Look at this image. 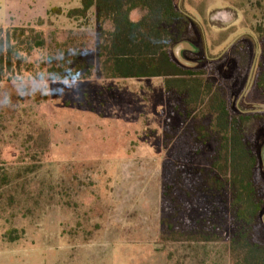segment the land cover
<instances>
[{"label": "rangeland", "instance_id": "rangeland-1", "mask_svg": "<svg viewBox=\"0 0 264 264\" xmlns=\"http://www.w3.org/2000/svg\"><path fill=\"white\" fill-rule=\"evenodd\" d=\"M176 1L198 24L195 37L173 45L172 55L229 83L232 111L257 114L248 133L264 181V89L256 81L264 73V0ZM80 2L0 0V27H33L47 45L51 36L62 41L79 31L95 62L93 10L85 19L67 17ZM138 17L134 11L132 18ZM23 55L21 73L0 83L6 115L0 170L8 172L0 173V264H234L229 226L224 241L192 249L161 240L164 127L182 122L171 113L163 79L95 72L49 79L47 47ZM214 149L211 139L189 163L208 165ZM187 215L200 218L205 208L194 206ZM260 220L264 227V208Z\"/></svg>", "mask_w": 264, "mask_h": 264}, {"label": "trees", "instance_id": "trees-1", "mask_svg": "<svg viewBox=\"0 0 264 264\" xmlns=\"http://www.w3.org/2000/svg\"><path fill=\"white\" fill-rule=\"evenodd\" d=\"M80 3L67 17L85 19L93 10L95 62L87 58L84 34L79 31H69L62 41L51 36L47 45L43 33L33 27H0V83L21 73L26 64L23 54L45 47L49 79H83L93 72L107 78L163 79L164 91L172 100L171 113L179 115L182 122L180 126L164 127L167 155L162 171L161 240L187 243L192 249L224 241L229 226L232 233L226 241L232 262L264 264V227L260 220L264 181L259 175V156L248 133L257 114L232 111L229 83L215 79L206 67L180 64L171 52L173 45L195 37L194 25L198 23L176 0ZM134 11L139 13L137 19L132 18ZM17 30L24 39L16 35ZM257 40L262 42L260 37ZM20 45L26 48L20 49ZM256 81L264 89V73ZM20 109L24 111L23 106ZM5 116L0 109V130L5 129ZM211 139L215 149L209 164L191 165L189 160ZM42 148L33 155L34 166ZM194 206L204 207L205 215L191 220L187 214Z\"/></svg>", "mask_w": 264, "mask_h": 264}, {"label": "water", "instance_id": "water-1", "mask_svg": "<svg viewBox=\"0 0 264 264\" xmlns=\"http://www.w3.org/2000/svg\"><path fill=\"white\" fill-rule=\"evenodd\" d=\"M186 13V12H185ZM254 64V63H253ZM249 80H250V77H249V79H248V82H247V84L249 83Z\"/></svg>", "mask_w": 264, "mask_h": 264}, {"label": "crops", "instance_id": "crops-1", "mask_svg": "<svg viewBox=\"0 0 264 264\" xmlns=\"http://www.w3.org/2000/svg\"><path fill=\"white\" fill-rule=\"evenodd\" d=\"M138 12V11H137ZM133 14V13H132Z\"/></svg>", "mask_w": 264, "mask_h": 264}]
</instances>
